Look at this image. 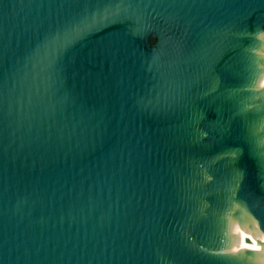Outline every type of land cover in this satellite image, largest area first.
I'll return each instance as SVG.
<instances>
[{
  "label": "water",
  "instance_id": "obj_1",
  "mask_svg": "<svg viewBox=\"0 0 264 264\" xmlns=\"http://www.w3.org/2000/svg\"><path fill=\"white\" fill-rule=\"evenodd\" d=\"M0 264H264V0H0Z\"/></svg>",
  "mask_w": 264,
  "mask_h": 264
}]
</instances>
